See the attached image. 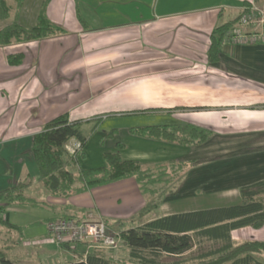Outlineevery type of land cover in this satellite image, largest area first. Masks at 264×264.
<instances>
[{
    "label": "crops",
    "instance_id": "crops-1",
    "mask_svg": "<svg viewBox=\"0 0 264 264\" xmlns=\"http://www.w3.org/2000/svg\"><path fill=\"white\" fill-rule=\"evenodd\" d=\"M251 1L264 3L23 0L18 14L22 27L34 26L44 6L47 19L65 33L0 47V191L27 178L31 184L26 191L51 205L44 208L50 213L45 232L48 221L64 214L84 221L100 217L108 230L120 231L158 217L239 204L241 187L264 180V44L234 42L233 24L218 59L209 62L207 51L213 30ZM8 24L0 20V30ZM15 53L23 59L9 65L7 56ZM65 114L88 136L72 170L101 168L106 153L143 166L185 165L157 210L141 214L145 199L132 178L66 200L45 195L31 153L32 138L49 120ZM176 125L198 127L211 136L200 145H179L130 131ZM11 210L21 212L8 207L3 218L9 223ZM12 224L21 231L0 232V244L18 240L9 246L10 264L85 261L48 236L45 241L25 239L23 227ZM246 241H264V225L230 232L231 244ZM73 249L84 255L93 248L77 244ZM256 257L264 262V255Z\"/></svg>",
    "mask_w": 264,
    "mask_h": 264
},
{
    "label": "trees",
    "instance_id": "trees-1",
    "mask_svg": "<svg viewBox=\"0 0 264 264\" xmlns=\"http://www.w3.org/2000/svg\"><path fill=\"white\" fill-rule=\"evenodd\" d=\"M22 3L23 0H0V20L9 21L0 30V47L43 40L65 33L61 26L47 19L44 6L41 7L34 26L22 27L18 23ZM248 4L244 3L243 8ZM244 12H239L230 21L213 30L207 51L209 62L218 59L224 35ZM22 59V53L7 56L8 64L13 66L19 65ZM130 131L141 137L179 145H200L211 136L209 132L189 125L147 126ZM87 138L88 136L81 134L79 122L69 121L66 114L52 118L41 131L34 134L31 153L39 173V186L45 195L66 200L76 193L132 178L145 199V206L141 211V214H145L157 210L184 172L185 165L182 163L143 166L135 161L122 160L111 153L104 154L105 166L101 168L72 170L70 167L77 164L79 152L77 155L69 154L65 145L69 140L76 139L82 148ZM30 184L24 178L14 186L0 191L1 227L21 231L18 226L3 218L8 207H51L45 200L27 196L26 190ZM239 195L241 201L237 205L173 214L152 219L137 227L122 228L117 234L119 242L128 249L126 260L106 255L96 248L82 255L73 249L77 244L72 247L68 243L60 246L71 249L80 259L84 256L85 261L70 264H264L256 257L264 255V241H246L236 245L230 242L232 230L244 227L259 229L264 225V180L241 187ZM69 208L62 206L65 211ZM64 218L82 221L70 214H64ZM203 238V242L212 244L213 249L184 257L194 248L195 241ZM17 243L18 240H12L9 245L0 244V264H10L7 258L9 246ZM164 256L182 259L165 263L161 261Z\"/></svg>",
    "mask_w": 264,
    "mask_h": 264
},
{
    "label": "built area",
    "instance_id": "built-area-1",
    "mask_svg": "<svg viewBox=\"0 0 264 264\" xmlns=\"http://www.w3.org/2000/svg\"><path fill=\"white\" fill-rule=\"evenodd\" d=\"M263 4L251 1L242 16L235 23L231 39L240 44H264V8ZM69 154L81 150L79 142L65 146ZM48 239L54 244H88L92 248L113 249L119 243L117 233L108 231L100 218L88 217V220L77 221L74 218H57L46 223Z\"/></svg>",
    "mask_w": 264,
    "mask_h": 264
},
{
    "label": "rangeland",
    "instance_id": "rangeland-1",
    "mask_svg": "<svg viewBox=\"0 0 264 264\" xmlns=\"http://www.w3.org/2000/svg\"><path fill=\"white\" fill-rule=\"evenodd\" d=\"M263 8H264V4H263ZM74 155H77V154H74ZM26 194L27 196H30V197L32 196L37 199L39 197L38 195L34 194L33 191H30V192L26 191ZM225 199L228 201L231 200L230 196ZM167 203L171 204V201L168 200ZM13 207L20 208L21 212L20 211L15 212L14 210H11L10 212H8L10 222L20 224L23 227L24 229L23 237L25 239H28L30 236H33L36 238H41L40 240L45 241L47 239V234L44 230V226H45L44 224H45V218L50 215L49 211L43 208L40 209V208H29V207H19V206H13ZM108 231L118 233V231L113 230V229L108 230ZM0 232H5L4 228H2L1 226H0ZM17 237H19V234H17ZM200 242L201 243L199 244L195 243L194 245L195 247L189 253L185 254L184 257L197 255L199 253L208 251L209 249H213L212 244H210L209 242H206V241L204 242L200 241ZM72 246L74 245L70 244V247ZM96 249H99L102 253H106L108 255L112 254L114 255L113 257L118 258V259H122V260L127 259L126 256L128 253V249L125 246H123L120 242L118 243L116 248H113V249H100V248H96ZM122 255H124L125 257H123ZM179 259H182V258H174V257H169V256L161 257V261L165 263H172Z\"/></svg>",
    "mask_w": 264,
    "mask_h": 264
}]
</instances>
